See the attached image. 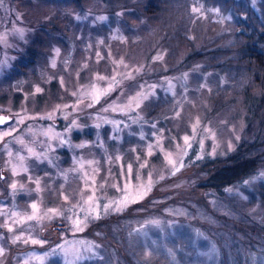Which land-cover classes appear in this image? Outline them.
Here are the masks:
<instances>
[{"label": "rangeland", "instance_id": "rangeland-1", "mask_svg": "<svg viewBox=\"0 0 264 264\" xmlns=\"http://www.w3.org/2000/svg\"><path fill=\"white\" fill-rule=\"evenodd\" d=\"M0 114V264H264V0H0Z\"/></svg>", "mask_w": 264, "mask_h": 264}, {"label": "trees", "instance_id": "trees-1", "mask_svg": "<svg viewBox=\"0 0 264 264\" xmlns=\"http://www.w3.org/2000/svg\"><path fill=\"white\" fill-rule=\"evenodd\" d=\"M238 152L231 156V162L212 173L206 180V186L222 188L239 181L241 178L254 172L256 163L254 160H241L238 157L242 152L249 151V144L238 145Z\"/></svg>", "mask_w": 264, "mask_h": 264}, {"label": "snow or ice", "instance_id": "snow-or-ice-1", "mask_svg": "<svg viewBox=\"0 0 264 264\" xmlns=\"http://www.w3.org/2000/svg\"><path fill=\"white\" fill-rule=\"evenodd\" d=\"M196 9H194V11H195ZM6 121L4 120V119H0V124H3V123H5ZM9 133L7 132V131H5L4 132V135H8ZM185 139V141H187L188 140V137H185L184 138ZM12 187L13 188H15V185H12ZM33 207H35V205H33ZM120 209H119V207L117 208V211H119ZM34 243H35V241H33Z\"/></svg>", "mask_w": 264, "mask_h": 264}, {"label": "water", "instance_id": "water-1", "mask_svg": "<svg viewBox=\"0 0 264 264\" xmlns=\"http://www.w3.org/2000/svg\"><path fill=\"white\" fill-rule=\"evenodd\" d=\"M11 116L10 115H5V114H0V119H4L6 122L7 121H10L11 120ZM5 122V123H6ZM5 123H3V124H5ZM3 124H0V125H3Z\"/></svg>", "mask_w": 264, "mask_h": 264}]
</instances>
